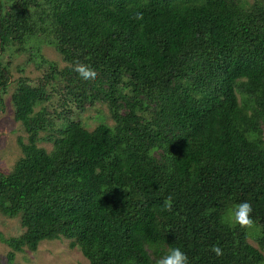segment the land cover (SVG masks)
<instances>
[{"label":"trees","instance_id":"obj_1","mask_svg":"<svg viewBox=\"0 0 264 264\" xmlns=\"http://www.w3.org/2000/svg\"><path fill=\"white\" fill-rule=\"evenodd\" d=\"M13 48L36 76L11 73ZM10 85L26 141L0 171V214L23 229L0 232L9 260L67 239L88 264H156L170 248L262 263L228 212L252 205L264 249V0H0V101ZM97 103L112 124L72 119Z\"/></svg>","mask_w":264,"mask_h":264},{"label":"rangeland","instance_id":"obj_2","mask_svg":"<svg viewBox=\"0 0 264 264\" xmlns=\"http://www.w3.org/2000/svg\"><path fill=\"white\" fill-rule=\"evenodd\" d=\"M14 48L9 50V56L5 61H10L9 69L14 76L21 74L19 67L23 68V74L30 77L37 75V71L32 65H26L28 51L15 54ZM40 53L47 59L55 61L59 66H64L65 62L62 56L55 49L47 44H40ZM13 85L7 87L6 93L2 95L0 101V171L9 172L17 159L22 154L18 138L26 141L25 133L18 122L13 117V106L11 104V93ZM72 119H80L88 129H93L97 124L106 122L112 124L113 121L105 105L97 103L88 107L84 112H76ZM38 146L47 150L52 148V144L47 141H40ZM23 231L18 218H7L0 214V232L5 236L19 235ZM248 241L254 247L258 248L263 254L257 243L259 229L253 227L248 229ZM9 247L0 241V264H88L87 259L83 256L78 248L70 247L67 239L61 240H43L39 243L36 250L25 249L17 252L12 260L7 257Z\"/></svg>","mask_w":264,"mask_h":264},{"label":"clouds","instance_id":"obj_3","mask_svg":"<svg viewBox=\"0 0 264 264\" xmlns=\"http://www.w3.org/2000/svg\"><path fill=\"white\" fill-rule=\"evenodd\" d=\"M137 18L142 19V16H138ZM74 71L85 81L96 79V72L86 65L77 63ZM171 209L172 197L169 196L164 201V210L171 211ZM252 212L253 208L249 202H241L229 210L228 217L234 226L238 225L244 229H251L254 227ZM211 251L217 256L223 255L222 249L219 246H213ZM156 264H189V259L180 248H170L166 255L156 261Z\"/></svg>","mask_w":264,"mask_h":264}]
</instances>
